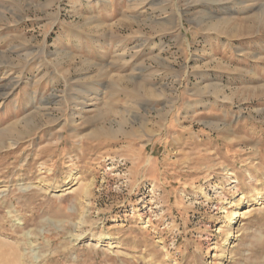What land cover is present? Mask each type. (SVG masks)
<instances>
[{
	"label": "rangeland",
	"instance_id": "rangeland-1",
	"mask_svg": "<svg viewBox=\"0 0 264 264\" xmlns=\"http://www.w3.org/2000/svg\"><path fill=\"white\" fill-rule=\"evenodd\" d=\"M0 264H264V0H0Z\"/></svg>",
	"mask_w": 264,
	"mask_h": 264
},
{
	"label": "bare ground",
	"instance_id": "bare-ground-1",
	"mask_svg": "<svg viewBox=\"0 0 264 264\" xmlns=\"http://www.w3.org/2000/svg\"><path fill=\"white\" fill-rule=\"evenodd\" d=\"M120 124V123H119ZM28 126V125H27ZM108 130V129H107ZM100 134L102 135V136H105V137H111V133H109V132H107V131H102V132H100ZM233 203V202H232ZM230 204L231 205V207L233 206V204ZM230 207V208H231ZM230 214H232V213H230Z\"/></svg>",
	"mask_w": 264,
	"mask_h": 264
}]
</instances>
